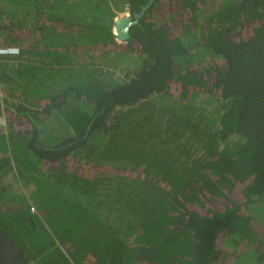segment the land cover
<instances>
[{
	"label": "trees",
	"instance_id": "16d2710c",
	"mask_svg": "<svg viewBox=\"0 0 264 264\" xmlns=\"http://www.w3.org/2000/svg\"><path fill=\"white\" fill-rule=\"evenodd\" d=\"M147 1L0 0V232L38 264L70 263L37 213L84 264H264V0H152L116 41Z\"/></svg>",
	"mask_w": 264,
	"mask_h": 264
},
{
	"label": "rangeland",
	"instance_id": "374dc122",
	"mask_svg": "<svg viewBox=\"0 0 264 264\" xmlns=\"http://www.w3.org/2000/svg\"><path fill=\"white\" fill-rule=\"evenodd\" d=\"M231 1L232 0H201L200 4H202V5L200 6V10L196 11L195 15H196V17H199L200 19L205 18L206 16L211 14L213 12V10H215L214 8L219 9V8L225 6L226 4H229V2H231ZM164 5H165V2H164ZM154 14H155V17L157 19H159V17H161V16L166 17V19L170 18L171 20L174 21L173 24L175 25V29H179V25H181L180 18L178 17L181 14L180 11L170 9L168 6H165L164 9L159 10L157 13L154 12ZM199 18H197V19H199ZM111 22H112V20H111ZM111 22H110V25H111ZM247 29H249V27ZM194 51L199 52V50H194ZM195 62L197 65H199V64L204 65L205 61L197 60ZM197 98H201V95H198ZM151 99L154 102H159V99H157V96L153 97ZM206 107L208 108V106H206ZM2 118L4 119V122L6 125L7 121H6L4 113L0 115V128L4 130L3 126L1 125ZM14 182H16L17 185L20 187V191L22 193L21 195H22L25 203L30 207V211L36 213V209H35L36 201H35V199H32L30 194H28L27 190H25L24 188H22V186H20V183L18 182V179L16 176H15ZM17 189H18L17 186H15L14 184H12V186L9 188L7 187L6 190H7V192L10 193V195L4 196V199L11 201L14 197V194H16V193H14V191H16ZM3 202L5 203L6 201L3 200ZM60 203H62V202L60 201ZM56 215L58 216L57 217L58 219L62 218L63 215H62L61 208L59 210H57ZM48 217H49V219L47 218V216L45 217L44 215H40L37 213V221L38 222L35 221V228L31 232V237L37 238L42 243H45L46 245H48V241H49L48 236H50L51 238H53L54 244L60 249V251L68 259L69 263L70 264H76L74 259L80 258V256L77 254L71 253L70 247H68V246H69V244H72V242H71V240H70V242L69 241L66 242V239L69 238V235L63 234L61 232L60 229L61 228L64 229V228L61 227L60 225H58L56 221H54L55 218H52L50 216H48ZM63 222L66 223L67 221L64 220ZM37 223H39V224H37ZM74 237L79 242V244H80L79 246H81V248H83V246H87V244L89 243L88 242V235H86V234L80 236V234L77 233L76 235H74ZM54 254H55L56 263H57V261H59V264H62V262L60 261V258L56 255V252ZM27 262L29 264H38V262H36L34 259H28ZM84 262H85L84 259L80 260L81 264H84Z\"/></svg>",
	"mask_w": 264,
	"mask_h": 264
},
{
	"label": "water",
	"instance_id": "95a60500",
	"mask_svg": "<svg viewBox=\"0 0 264 264\" xmlns=\"http://www.w3.org/2000/svg\"><path fill=\"white\" fill-rule=\"evenodd\" d=\"M152 0H148L144 6L141 7L138 13L130 15L128 12L125 15L117 16L111 22V32L114 36V39L118 42H124L128 39V28L130 25L135 24L138 18L142 15L144 10L150 4ZM2 264V263H0Z\"/></svg>",
	"mask_w": 264,
	"mask_h": 264
},
{
	"label": "flooded vegetation",
	"instance_id": "af4514ba",
	"mask_svg": "<svg viewBox=\"0 0 264 264\" xmlns=\"http://www.w3.org/2000/svg\"><path fill=\"white\" fill-rule=\"evenodd\" d=\"M0 263L2 264H29L24 254L0 232Z\"/></svg>",
	"mask_w": 264,
	"mask_h": 264
},
{
	"label": "built area",
	"instance_id": "2783aa9c",
	"mask_svg": "<svg viewBox=\"0 0 264 264\" xmlns=\"http://www.w3.org/2000/svg\"><path fill=\"white\" fill-rule=\"evenodd\" d=\"M17 53H18L17 48H1L0 49V54H17ZM1 125L3 126V128H5V122L3 118H2Z\"/></svg>",
	"mask_w": 264,
	"mask_h": 264
},
{
	"label": "crops",
	"instance_id": "0c3cea01",
	"mask_svg": "<svg viewBox=\"0 0 264 264\" xmlns=\"http://www.w3.org/2000/svg\"><path fill=\"white\" fill-rule=\"evenodd\" d=\"M127 12H128V9L126 5H123L122 7L117 8L116 10H114L115 15L112 17V21L115 17L120 16V15H125L127 14Z\"/></svg>",
	"mask_w": 264,
	"mask_h": 264
}]
</instances>
